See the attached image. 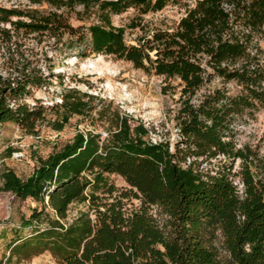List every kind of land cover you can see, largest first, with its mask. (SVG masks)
I'll return each mask as SVG.
<instances>
[{"label": "trees", "instance_id": "1", "mask_svg": "<svg viewBox=\"0 0 264 264\" xmlns=\"http://www.w3.org/2000/svg\"><path fill=\"white\" fill-rule=\"evenodd\" d=\"M30 1L48 8L0 5V37L37 33L82 58L111 55L162 77L164 91L178 81L179 137L173 146L151 141L143 122L68 90L52 127L60 131L71 116L96 112L109 123L107 135L78 131L40 157L26 177L2 168L0 192L41 205L24 222L32 233L11 244V255L49 251L58 264H264V158L233 139L236 119L264 104V0H186L174 27L146 30L135 44L127 42L124 27L113 24V14L129 7L148 14L183 0ZM73 14L96 21L74 26ZM47 77L25 67L0 72V123L37 134L46 109L24 99ZM216 78L239 90L214 87L199 95ZM219 156L226 161L207 166ZM238 159L240 169L233 173ZM108 174L122 176L129 190L119 192ZM126 199L140 205L130 208ZM74 203L86 209L68 220ZM217 232L226 256L213 243Z\"/></svg>", "mask_w": 264, "mask_h": 264}, {"label": "rangeland", "instance_id": "2", "mask_svg": "<svg viewBox=\"0 0 264 264\" xmlns=\"http://www.w3.org/2000/svg\"><path fill=\"white\" fill-rule=\"evenodd\" d=\"M185 1L170 3L162 10L148 14H141L136 7H129L120 14H113L112 22L124 27L127 42L135 44L137 37L142 36L146 30L174 27L185 13ZM0 5L24 11L48 8L45 4L32 3L30 0H0ZM90 21H96V18ZM90 21L78 20L74 14L71 17L74 26L87 25ZM134 21L141 24L140 27H129ZM260 44L264 48V38L260 40ZM23 67L27 72L48 76L47 83L32 87L30 95L24 99L30 106H43L46 109V119L40 124L37 134L27 133L21 126L11 122L0 123V171L3 167H9L19 176L26 177L33 172L40 157H46L54 149L61 147L78 131L98 132L103 137L107 135L109 123L105 119H98L96 112L92 116H71L60 131L52 127L53 121L62 114L63 110L59 105L63 94L68 90H76L80 95H92L95 97L93 104L98 108L110 105L111 112L118 110L121 114L132 116L136 124L143 122L150 130L151 141L169 140L173 146L179 137L174 120L180 97L178 81H173L171 86L174 87L164 91L162 77L135 68L132 63L111 55L91 54L82 58L75 52L58 49L54 40L37 33L13 31L9 39L0 37V72L7 75L15 68ZM223 86L231 94L239 90L235 83L224 84L216 78L199 95L208 88ZM234 132L233 139L238 147L249 146L264 158V104H258L239 116L234 124ZM220 160L226 161L223 156H219L207 166L217 167ZM240 165L241 161L236 160L233 173L240 169ZM107 177L119 192L129 190L130 186L122 176L108 174ZM234 181L240 189L243 188L239 177H235ZM126 201L130 208L140 205L137 199ZM35 206L41 208L31 198L22 200L10 192H0V264H58L49 251L32 257L11 255V244L17 238L27 237L32 233V228L24 227V222L30 219ZM84 209L85 204H72L68 220ZM48 212L51 213L49 209ZM152 212L156 213L157 209L154 208ZM40 224L43 226L45 223ZM213 243L222 256H226L219 232Z\"/></svg>", "mask_w": 264, "mask_h": 264}]
</instances>
